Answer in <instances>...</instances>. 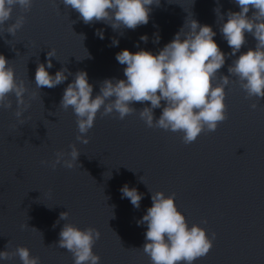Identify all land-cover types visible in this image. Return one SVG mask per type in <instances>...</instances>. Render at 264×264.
<instances>
[{
  "label": "water",
  "instance_id": "95a60500",
  "mask_svg": "<svg viewBox=\"0 0 264 264\" xmlns=\"http://www.w3.org/2000/svg\"><path fill=\"white\" fill-rule=\"evenodd\" d=\"M151 8L147 24L113 30L103 21L85 24L61 0H33L26 12L14 7L0 26V54L9 60L17 80L25 82L29 104L23 124L14 115V95L9 94L11 108H0V251L25 246L40 264H73L72 254L57 246L63 224L72 223L100 232L93 245L100 264H150L142 251L145 226L136 221L151 206L149 191H162L175 194L189 226L199 224L209 236L216 234L212 248L194 264H264V97H247L232 77L225 88L227 118L188 144L182 133L147 127L138 114L144 105L134 102L137 111L124 119L98 112L83 144L76 140L71 107L59 106L73 75L54 88L35 86L37 62L55 49L50 74L61 67L72 74L84 70L94 96L105 78H124L117 52L142 48L155 53L191 17L211 26L221 51L231 52L214 9L221 15L239 11L233 0H160ZM21 15L24 24L11 35L6 29ZM97 29L103 30L104 39L95 35ZM141 35H147V43L140 41ZM113 39L118 45L112 46ZM245 40L241 52L256 43L247 33ZM232 59L226 55L219 73L228 75ZM160 111L154 109L155 117ZM71 144L80 151L73 168L41 163L53 160L57 151L68 152ZM125 183L144 194L139 208L121 198L119 189ZM64 211L67 220L57 223ZM0 264L21 262L13 256Z\"/></svg>",
  "mask_w": 264,
  "mask_h": 264
},
{
  "label": "clouds",
  "instance_id": "9594fccd",
  "mask_svg": "<svg viewBox=\"0 0 264 264\" xmlns=\"http://www.w3.org/2000/svg\"><path fill=\"white\" fill-rule=\"evenodd\" d=\"M233 2L239 11L229 10L221 15L219 8L214 9L222 20L219 26L222 38L231 48L228 54L222 52L214 40L216 32L212 27L200 24L191 17L186 19L172 40L155 53L142 48L135 52L128 49L117 52L116 61L125 66L124 78H105L94 96L93 85L89 83L86 71L79 70L72 74L61 67L50 74L52 58L56 59L55 49L46 53L44 62H37L35 86L39 90L42 87L54 88L67 80L68 75H73L63 90L59 106L63 109L71 107L78 130L76 140L83 144L88 143L86 134L93 127L98 112L101 115L116 113L119 119H124L137 111L132 106L134 102L144 105L138 114L147 127L182 133L183 143H191L203 131H215L218 123L227 118L225 88L233 82L232 77H235L234 82L239 84L247 97L257 100L264 97V0ZM61 3L77 12L85 24L103 21L113 30H134L148 23L151 6L159 5L160 0H61ZM32 5L33 0H0V26L10 19L14 7L26 12ZM23 24L24 16H18L6 31L14 35ZM246 33L256 43L254 47L241 52ZM95 35L104 39L102 29H97ZM154 35L155 42H158V34ZM139 39L144 43L148 41L147 35H141ZM118 43L116 39L111 41L112 46ZM226 55L233 57L227 68L228 75L218 71L224 66ZM26 92L25 82L17 80L9 60L0 54V108H11L9 94L14 95V115L21 124L24 122L23 113L29 107L25 101ZM31 96L35 97V93ZM251 107L255 109L256 103ZM157 108L161 111L155 117L154 109ZM69 148L68 152L57 151L53 160L41 163L50 164L53 169L58 164L73 168L80 151L75 144L69 145ZM107 176L110 178L111 173ZM119 191L122 199L128 198L134 208L140 207L143 193L127 183ZM149 192L151 206L136 223L137 226H145L142 251L149 257L150 264H194L197 258L206 255L212 248L216 234L209 236L199 224L189 226L185 215L175 204V194ZM67 217L68 211L61 212L57 223L67 220ZM99 237L100 232L93 227L81 229L72 223H64L57 246L72 254L73 264H100L99 255L93 251ZM13 256H18L21 264H40V258L32 256L25 246H17L11 252L0 251V261Z\"/></svg>",
  "mask_w": 264,
  "mask_h": 264
}]
</instances>
